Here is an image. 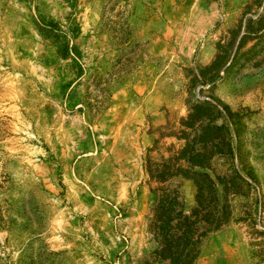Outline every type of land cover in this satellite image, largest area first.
<instances>
[{"label": "rangeland", "instance_id": "374dc122", "mask_svg": "<svg viewBox=\"0 0 264 264\" xmlns=\"http://www.w3.org/2000/svg\"><path fill=\"white\" fill-rule=\"evenodd\" d=\"M186 172L178 264H264V0H0V264H169Z\"/></svg>", "mask_w": 264, "mask_h": 264}, {"label": "trees", "instance_id": "16d2710c", "mask_svg": "<svg viewBox=\"0 0 264 264\" xmlns=\"http://www.w3.org/2000/svg\"><path fill=\"white\" fill-rule=\"evenodd\" d=\"M204 105H196L191 109V113L187 116V119L185 121V126L187 127H196L199 128V134L198 137L202 138L203 140H208L210 138V132L216 127L212 126L209 127V125L203 126L202 123L198 124V118L197 114L203 109ZM211 122V121H210ZM192 155L191 158L188 160V165L190 167V170H192L194 167H200V168H206L209 166V160L203 161V160H198L200 156H211L210 152H206V148H202L200 152L195 153V149H192ZM179 160V157L176 158ZM173 168V166H171ZM189 172V171H188ZM186 172L184 174V177L189 178L193 181L195 187L197 188V193H196V207L191 211V213L183 218V225L177 226V227H170V223L173 220V218L170 216V213H160L158 216L160 224L156 227L158 232L163 233V237L165 240H170L172 243V239L176 237L178 233H180V238L179 240H184L185 243H183V246L179 249V245H176L174 252H171V263L169 264H178L181 260V257L183 255V252L187 250V254L184 256L190 257L189 261L192 262V260L195 257V254L197 252V238L201 237L202 235L198 234L197 230V219H198V213L199 210L202 207V189L199 186L198 182L195 180L196 175L192 174L189 175V173ZM173 172L171 174H163L164 176L162 177V180H166L168 176H172ZM200 178L205 179V181L211 186V188H215V182L213 181L212 178L209 177L208 173L203 172L198 174ZM164 192H160L158 195V200H157V206L161 205L164 202ZM171 201L173 203L176 202V196L172 197ZM180 216L182 215L181 213L179 214ZM193 220L191 221V219ZM221 216L218 215L216 218H210L209 220H206L203 228L204 232H210L214 230H218V228L221 225ZM191 221V222H190ZM187 223V224H186ZM195 253V254H194Z\"/></svg>", "mask_w": 264, "mask_h": 264}]
</instances>
